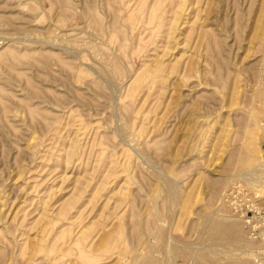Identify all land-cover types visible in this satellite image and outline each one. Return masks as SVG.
I'll return each mask as SVG.
<instances>
[{
    "label": "rangeland",
    "instance_id": "obj_1",
    "mask_svg": "<svg viewBox=\"0 0 264 264\" xmlns=\"http://www.w3.org/2000/svg\"><path fill=\"white\" fill-rule=\"evenodd\" d=\"M0 264H264V0H0Z\"/></svg>",
    "mask_w": 264,
    "mask_h": 264
},
{
    "label": "bare ground",
    "instance_id": "obj_2",
    "mask_svg": "<svg viewBox=\"0 0 264 264\" xmlns=\"http://www.w3.org/2000/svg\"><path fill=\"white\" fill-rule=\"evenodd\" d=\"M168 188H170V186L168 187ZM171 248V247H170ZM224 252V251H223ZM212 256V255H211ZM208 258V257H207ZM166 262H167V260H166ZM156 263V262H155Z\"/></svg>",
    "mask_w": 264,
    "mask_h": 264
}]
</instances>
